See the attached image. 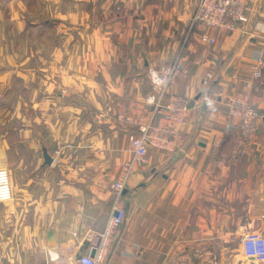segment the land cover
I'll use <instances>...</instances> for the list:
<instances>
[{
    "label": "crops",
    "instance_id": "crops-1",
    "mask_svg": "<svg viewBox=\"0 0 264 264\" xmlns=\"http://www.w3.org/2000/svg\"><path fill=\"white\" fill-rule=\"evenodd\" d=\"M42 1L45 27L62 20L61 33L75 32L77 41L50 46L56 67L45 74V95L31 90L14 107L21 181L16 198L0 204V264H75L91 252L117 199L111 185L130 157L129 137L138 133L126 117L151 111L149 69L175 59L181 71L170 90L192 104L183 149H148L118 199L125 219L105 264H264L242 252L245 234L264 235V33L245 26L203 43V27L189 29L198 0ZM256 1L251 22L264 24V0ZM18 2L0 0V18ZM10 13L19 26L20 11ZM60 84L68 91L54 92ZM232 95L260 112L252 128H225ZM2 119L0 158L8 162ZM67 246L76 253L50 260Z\"/></svg>",
    "mask_w": 264,
    "mask_h": 264
},
{
    "label": "built area",
    "instance_id": "built-area-1",
    "mask_svg": "<svg viewBox=\"0 0 264 264\" xmlns=\"http://www.w3.org/2000/svg\"><path fill=\"white\" fill-rule=\"evenodd\" d=\"M251 0H198L191 16L190 29L197 25L203 27L200 41L214 45L217 34H226L237 28L248 26V30L264 33L263 23H252L249 13ZM181 66L178 59L159 68L149 69V79L152 92L146 97V103L151 106L149 113L129 116L126 119L136 126L138 133L129 137L130 157L121 165L117 178L111 187L117 196L113 211L104 230L98 235L91 247V252L79 253L75 264H104L111 249L113 236L125 219V208L118 203L130 176L140 165L147 163L150 147L165 152H177L183 149L181 128L190 122L192 113L191 100L170 90L180 74ZM167 98V100H165ZM227 119L225 128L237 126L252 128L261 117L260 112L245 97L232 95L225 101ZM14 199V189L7 168L0 166V204ZM242 252L247 259L255 263L264 262V235L260 232H250L242 239ZM75 254L73 246L61 247L49 258L56 262L61 258Z\"/></svg>",
    "mask_w": 264,
    "mask_h": 264
},
{
    "label": "rangeland",
    "instance_id": "rangeland-1",
    "mask_svg": "<svg viewBox=\"0 0 264 264\" xmlns=\"http://www.w3.org/2000/svg\"><path fill=\"white\" fill-rule=\"evenodd\" d=\"M8 6L7 4L1 9L6 13V17L0 18V121L2 118L6 119L8 162H3L0 158V166L9 171L16 198V188L21 180L16 177L15 170L20 156L13 155L14 107L18 105L21 97L23 101L28 102L31 90L40 92L41 98L45 95L48 86L45 74L50 71L51 65L55 66V62L48 63L52 53L50 46L70 40L76 42L77 36L75 32L68 36L61 33L62 20H57L58 23L53 27H45L47 9L42 0H21V2ZM11 10L12 12L20 11L22 16L20 15L21 24L19 26L14 27ZM190 24L191 22L189 29ZM36 73L38 78H36ZM30 75H33L34 79H30ZM63 88L62 84L57 85L54 92L68 91V86L66 89ZM25 106L28 108V105L25 104ZM27 118H30L29 112H27ZM0 147L4 149L3 142Z\"/></svg>",
    "mask_w": 264,
    "mask_h": 264
},
{
    "label": "water",
    "instance_id": "water-1",
    "mask_svg": "<svg viewBox=\"0 0 264 264\" xmlns=\"http://www.w3.org/2000/svg\"><path fill=\"white\" fill-rule=\"evenodd\" d=\"M258 4H259V0L256 1V7L258 6ZM236 66H237V61L234 60L233 63L228 68V70L226 71V75L232 76L235 73ZM205 106H204V108H205ZM43 157H44V164L45 165L52 164L53 157L49 154V152L46 149L43 151ZM90 254H91V256H94L95 255V249H93Z\"/></svg>",
    "mask_w": 264,
    "mask_h": 264
}]
</instances>
